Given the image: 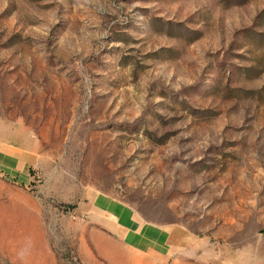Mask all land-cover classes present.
I'll list each match as a JSON object with an SVG mask.
<instances>
[{
    "label": "rangeland",
    "instance_id": "374dc122",
    "mask_svg": "<svg viewBox=\"0 0 264 264\" xmlns=\"http://www.w3.org/2000/svg\"><path fill=\"white\" fill-rule=\"evenodd\" d=\"M0 141V264H81L97 193L264 264V0H0Z\"/></svg>",
    "mask_w": 264,
    "mask_h": 264
},
{
    "label": "crops",
    "instance_id": "0c3cea01",
    "mask_svg": "<svg viewBox=\"0 0 264 264\" xmlns=\"http://www.w3.org/2000/svg\"><path fill=\"white\" fill-rule=\"evenodd\" d=\"M36 162L33 150L0 141L1 169L29 178ZM89 208L94 225L85 230L86 244L81 240L77 245L81 264H164L171 246L189 239L177 227L145 221L131 206L104 193L95 194Z\"/></svg>",
    "mask_w": 264,
    "mask_h": 264
},
{
    "label": "trees",
    "instance_id": "16d2710c",
    "mask_svg": "<svg viewBox=\"0 0 264 264\" xmlns=\"http://www.w3.org/2000/svg\"><path fill=\"white\" fill-rule=\"evenodd\" d=\"M30 171H32V169H30Z\"/></svg>",
    "mask_w": 264,
    "mask_h": 264
}]
</instances>
